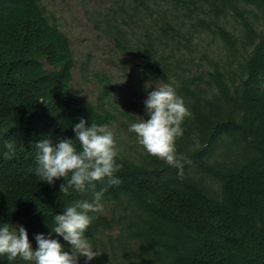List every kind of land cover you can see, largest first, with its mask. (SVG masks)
Wrapping results in <instances>:
<instances>
[{
    "label": "trees",
    "instance_id": "trees-1",
    "mask_svg": "<svg viewBox=\"0 0 264 264\" xmlns=\"http://www.w3.org/2000/svg\"><path fill=\"white\" fill-rule=\"evenodd\" d=\"M111 9L105 27L116 46L171 83L188 108L175 142L183 178L135 136L132 153L116 146L119 185L105 179L64 193V178L40 180L33 142L74 138L81 117L106 125L121 113L134 118L111 101V82L98 103L80 98L71 40L42 0H0V220L23 224L35 248L52 215L104 188L112 206L86 229L101 250L96 264H264V0H121ZM203 34L225 53L204 50L197 67ZM8 139L17 145L10 160L2 157Z\"/></svg>",
    "mask_w": 264,
    "mask_h": 264
},
{
    "label": "clouds",
    "instance_id": "clouds-1",
    "mask_svg": "<svg viewBox=\"0 0 264 264\" xmlns=\"http://www.w3.org/2000/svg\"><path fill=\"white\" fill-rule=\"evenodd\" d=\"M145 87L150 88L151 84L147 83ZM144 105L148 118L139 115L140 119L128 123V131L135 133L137 142L148 155L175 168L177 176L183 178V158L176 152L175 142L183 135L182 122L189 115L184 99L171 83L155 84L148 91ZM72 130L74 138H61L58 143L47 135L33 142L35 173L39 179L54 185L57 179L64 178L60 184V192L64 193L94 189L96 181L105 179L108 185H119L120 178L115 175L120 168L116 161V141L108 125L90 124L87 118L81 117L72 123ZM74 139L78 141L79 149ZM3 147V159L15 157L17 145L14 139L5 140ZM104 192V188L94 191L92 200L68 204L62 212L52 215L50 232L35 235V248L23 224L0 220V257H5L9 264L17 259L27 264H77V256L91 261L101 250L87 239L86 229L94 219L92 214L103 211ZM53 233L63 237L67 245L53 238ZM68 245L71 251L65 250Z\"/></svg>",
    "mask_w": 264,
    "mask_h": 264
},
{
    "label": "rangeland",
    "instance_id": "rangeland-1",
    "mask_svg": "<svg viewBox=\"0 0 264 264\" xmlns=\"http://www.w3.org/2000/svg\"><path fill=\"white\" fill-rule=\"evenodd\" d=\"M42 1L47 12L56 16L61 29L68 34L71 40L76 61L72 85L80 98L98 103L99 97L104 96L102 90L107 82H111L114 85L111 101L115 102L122 112L128 111L132 114L133 120H129L121 113L119 119L108 125L114 134L118 149L122 152L132 153L136 135L128 131V124L123 123L138 120L141 118L139 115L147 119V113L144 112V100L148 91H151L155 84L163 83L143 70L132 54L121 51L106 31V16L111 17V8L121 0ZM231 20L233 27L235 20ZM201 38L200 41L198 40L200 44L195 53L194 66L197 67H201L207 62V59L203 58L204 50H207L211 56L220 58L225 53L218 39L212 40L207 34H203ZM147 83L151 84V87L146 89ZM104 99L108 100L109 98L104 97ZM214 186L218 188L217 183ZM111 206L110 203L104 204L103 210L106 211ZM116 233L117 231L113 230L111 234L115 235ZM103 237L105 238V236ZM92 260L95 261V264L97 263L95 257Z\"/></svg>",
    "mask_w": 264,
    "mask_h": 264
}]
</instances>
